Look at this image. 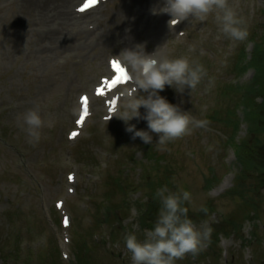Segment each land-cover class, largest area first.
Wrapping results in <instances>:
<instances>
[{
  "label": "rangeland",
  "instance_id": "1",
  "mask_svg": "<svg viewBox=\"0 0 264 264\" xmlns=\"http://www.w3.org/2000/svg\"><path fill=\"white\" fill-rule=\"evenodd\" d=\"M71 1L69 7L74 8ZM21 2L0 0V254L6 248L18 249L21 260L11 264H25L28 254L42 252L41 256L47 257L50 263L56 260L58 264H71L73 260L76 264H132L124 237L134 232L138 239L143 240L145 231L155 224L160 203L157 200L146 217L148 208L142 209L146 195L142 197L128 192L133 191L137 183L153 179L156 185L161 182L164 184L162 186H167L173 192L188 191L191 201L185 206L189 208L188 215L197 227L203 229L207 225L213 229L212 234L220 230L218 239L213 241L212 235L201 254L196 255V260L195 256L186 255L176 264H264V133L261 134L262 148L254 147V141H250L251 149L254 148V169L249 172L243 170L244 178L234 180L233 173L243 169L237 163L227 175L221 155L225 153V142L234 129L230 125V115L233 116V101L238 96L233 92L221 94V90H218L220 82L228 84L236 76L234 64L243 45H247L249 52L253 46L249 38L264 35L261 27L264 24V0H229L230 6L246 22L248 37L242 42L224 35L215 23L213 13L203 20L190 18L177 28L179 31L188 26L191 30L188 37L179 40V47L170 48V55L180 57L195 48L192 61L201 63L207 70V76L190 94V90H186L181 96L168 87L162 94L170 103L180 105L195 118L207 120L211 130L208 126L205 129L195 128L196 132H200L198 136L184 141L178 138L169 142L163 150L157 147L158 137L153 133L152 148L148 152L151 151L157 159L162 158L160 164L147 161V155L143 158L135 156V160H132L134 147L144 143L140 138L134 144L129 142L121 120L112 127L105 126L103 120L106 111L98 109L101 102L93 101L95 119L89 122L86 131L94 121L100 124L95 128L96 137L93 140L81 142L77 160L86 172L80 175V181L75 185L66 179L62 165L56 163L55 154H58L60 141L64 136L66 138L68 131L61 125V120L64 117H77L73 116L72 110L79 108L78 96L82 92H89L98 78L107 72L109 57L119 54L125 47L142 43V38L150 30H139L136 35L138 27L136 29L133 23L144 14L137 13V5L132 1L128 21L112 26L111 17L121 3L116 0L104 9L101 25L96 32L85 36L73 34L70 28H66L64 36L69 39L73 37V43L51 56H44L37 50L38 47L53 50L56 46L45 39L43 43L40 42L39 37L46 36V28L51 26L41 22L33 11L27 12L21 7ZM156 3L158 7V1L146 0L144 5L153 8ZM157 21L155 14L149 26H154ZM164 22H168V19ZM109 29L119 37L133 31L135 33L127 43L118 39L101 53L100 44ZM172 31L161 29L159 45L156 41L145 44L146 51H154L157 45L166 44L168 38L177 35ZM228 45L230 54L234 56L232 62L224 63L218 52L227 51ZM246 55L250 57V53ZM261 67L264 71V60ZM227 70L228 74L223 75ZM238 83L246 84L242 78ZM210 87L215 91L214 97L207 93ZM37 105L44 125L39 143L31 144L20 129L21 115ZM203 105L211 106L210 111L204 112ZM214 107L219 112L211 120L216 111ZM140 110L141 113L144 111L143 108ZM237 115L242 117V111H237ZM260 121L264 125V119ZM139 124L141 128L137 125L138 130H147L145 121L140 120ZM213 129H218V133ZM246 136V129H242L237 139L243 141ZM55 137H58L56 141ZM212 143L218 146L217 150L203 157L201 151ZM190 146H195L199 151L194 159L184 155V150ZM107 152H111V155ZM58 158L64 156L58 155ZM78 161L71 160L67 166L74 171L78 168ZM140 165L144 170L142 177L139 168L133 170L134 166ZM101 171L107 172L103 180ZM147 175L148 180L144 181ZM220 177L227 180L229 186L224 191L221 190L222 186L209 190L208 182L214 183ZM116 180L120 186H128L127 195L121 193ZM70 187L76 190L72 194L69 193ZM58 200L65 201V209L71 215L73 226L76 225L70 227V235L62 226V213L55 205ZM210 200L216 212L212 216H204L205 212L201 209H207ZM107 207L110 210H106ZM53 244H59L70 259L60 260L51 247ZM72 247L74 257L71 255Z\"/></svg>",
  "mask_w": 264,
  "mask_h": 264
},
{
  "label": "clouds",
  "instance_id": "2",
  "mask_svg": "<svg viewBox=\"0 0 264 264\" xmlns=\"http://www.w3.org/2000/svg\"><path fill=\"white\" fill-rule=\"evenodd\" d=\"M153 14H168L169 24L174 26L190 17L203 20L209 13L214 14L219 30L234 41L242 42L248 37V29L243 17L230 6L229 0H162V6L152 9ZM164 46V45H163ZM157 47L153 52L146 51L144 43H136L123 48L119 54L109 59L126 70L130 88L121 91L118 100L108 107L110 120L113 116L121 120L126 132L133 140L140 138L144 144H153V133L157 134V147L163 150L172 141L184 136L190 128H202L207 120L196 119L180 105L170 103L161 95L166 87L183 95L186 90H195L207 76L205 67L190 62L186 57H172L161 53ZM195 51V48L191 49ZM211 83V82H210ZM144 109L142 114L140 109ZM73 116H80V109L72 110ZM20 129L28 143H39L44 121L39 105L21 115ZM143 120L147 130H138L131 123ZM160 203L154 226L145 231L144 239H138L134 232L124 237L126 250L131 253L132 264H176L186 255H198L210 242L213 229L207 225L197 227L189 217L186 205L191 201L188 191H171L163 186L155 193ZM201 211L207 213L206 208Z\"/></svg>",
  "mask_w": 264,
  "mask_h": 264
},
{
  "label": "bare ground",
  "instance_id": "3",
  "mask_svg": "<svg viewBox=\"0 0 264 264\" xmlns=\"http://www.w3.org/2000/svg\"><path fill=\"white\" fill-rule=\"evenodd\" d=\"M76 0H72L71 3H75ZM116 1V0H112ZM121 3L119 6L114 10L113 15L111 17V25H121L124 22H127L129 19V11H130V4L131 1L135 2L137 13L141 15V13L144 14V17L138 18L137 21H135L134 26H136V35L137 32L142 29H146L149 25H151L152 19L154 18L152 9L158 8L157 3L155 7L151 8L150 6H145L144 3L146 0H119ZM160 1V0H155ZM23 4H21V7L28 10L27 12H30L39 16V20L44 23H48L50 28L48 29L46 36L39 37L41 38L40 41L43 43V39L47 40L50 44L56 45L53 50H48L44 47H38L37 50L41 52L42 55H49L51 56L54 53H57L59 49L68 48L74 40L69 39L63 31L67 28H70L71 30L75 31L76 29L83 30L81 26H84L85 29H87V25H85V22L83 21L82 15L77 13H73L71 11V8L69 7V0H22ZM21 2V3H22ZM153 2V1H152ZM149 4V3H148ZM76 14V15H75ZM60 22H57V21ZM56 21V22H55ZM135 32L126 33L125 35L119 37L117 33L112 31L111 29L107 30L105 33L104 38L102 39V43L100 44V47L103 53L105 49L110 48L118 39H123V41H126V43L131 39L130 36L133 35ZM68 40V41H67ZM39 42V43H40ZM37 55H39L37 53Z\"/></svg>",
  "mask_w": 264,
  "mask_h": 264
},
{
  "label": "trees",
  "instance_id": "4",
  "mask_svg": "<svg viewBox=\"0 0 264 264\" xmlns=\"http://www.w3.org/2000/svg\"><path fill=\"white\" fill-rule=\"evenodd\" d=\"M263 47H264V43L258 45L255 51L253 64L257 67L258 74L255 77V79L252 81L251 85H249L246 89V92H245L246 96H245L244 103L247 106H252V104L254 103V98L256 96L260 95L264 97V80L262 79V77L264 76V71L261 67L262 61L264 60V48ZM250 116L254 118L255 121L264 119V102L257 110H253ZM263 129H264V125L259 131ZM248 147H249L248 145L247 146L244 145L243 147L244 156L243 158H241V162L243 165H245L244 168L247 171L252 168L251 157H250V155H252L251 154L252 150H250V148L248 150Z\"/></svg>",
  "mask_w": 264,
  "mask_h": 264
},
{
  "label": "snow or ice",
  "instance_id": "5",
  "mask_svg": "<svg viewBox=\"0 0 264 264\" xmlns=\"http://www.w3.org/2000/svg\"><path fill=\"white\" fill-rule=\"evenodd\" d=\"M95 3H96V0H88V2L83 7H81L79 10L83 12L90 6H93ZM111 69L113 71V76L111 78H105L104 80H102L101 81L102 85L107 86L109 89H112V88H115L119 84L127 83L126 70L120 68L117 65L116 61H112ZM96 95L98 97H103L106 95L103 86H98L96 88ZM116 100H118V97L116 99L109 98L108 107H111L115 103ZM81 105H82L81 115L79 119L76 121V123L83 125V123L86 120V117L89 115V98L87 96L81 97ZM78 135L79 133L73 132L71 134V138L75 139Z\"/></svg>",
  "mask_w": 264,
  "mask_h": 264
}]
</instances>
